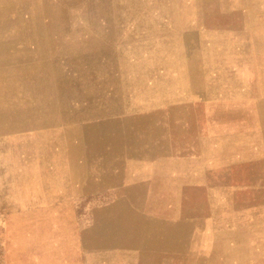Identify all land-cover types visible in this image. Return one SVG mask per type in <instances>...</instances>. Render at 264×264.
Segmentation results:
<instances>
[{"label":"rangeland","instance_id":"374dc122","mask_svg":"<svg viewBox=\"0 0 264 264\" xmlns=\"http://www.w3.org/2000/svg\"><path fill=\"white\" fill-rule=\"evenodd\" d=\"M104 144L205 163L206 199L143 200L144 223L184 206L208 264L235 241L264 264V0H0V264L93 254L86 200L62 196Z\"/></svg>","mask_w":264,"mask_h":264},{"label":"crops","instance_id":"0c3cea01","mask_svg":"<svg viewBox=\"0 0 264 264\" xmlns=\"http://www.w3.org/2000/svg\"><path fill=\"white\" fill-rule=\"evenodd\" d=\"M101 148L103 153L99 158H86L74 164L72 161L70 184L75 189L72 187L62 196L67 200L85 199L83 209L93 216L86 239L93 254L82 256L79 261L80 250L75 243L74 250L68 252L71 263L85 259L86 264H185V259L198 255L203 264H208L206 251L198 249L206 247L207 241L191 239L190 225L182 218L185 217L184 206L177 207L179 215L174 219L156 215L149 223L143 221L145 210L152 207L151 203L144 206L143 200L206 199L205 163L195 174L188 162L191 155L176 146L167 154L129 161L127 155L122 154V146L104 144ZM197 159L203 160V156ZM192 187L198 189V194L192 196L189 189ZM81 209V205L80 210L75 206H60V212L65 215L84 214ZM171 219L173 222L168 221ZM239 245L240 242L235 241L230 246V256L217 254V250L214 255L220 257L221 263L239 264V256L235 255ZM70 246L73 248L72 244ZM59 255L62 261L61 253Z\"/></svg>","mask_w":264,"mask_h":264}]
</instances>
